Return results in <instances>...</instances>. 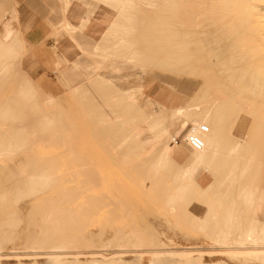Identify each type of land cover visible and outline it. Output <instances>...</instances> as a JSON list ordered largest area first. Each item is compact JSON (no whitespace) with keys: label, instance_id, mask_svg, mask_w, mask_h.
I'll return each instance as SVG.
<instances>
[{"label":"rangeland","instance_id":"obj_1","mask_svg":"<svg viewBox=\"0 0 264 264\" xmlns=\"http://www.w3.org/2000/svg\"><path fill=\"white\" fill-rule=\"evenodd\" d=\"M140 11L52 89L0 39V264H264V91L240 82L242 66L264 74V0ZM169 22L204 33L167 39ZM186 41L191 68L177 62ZM97 63L119 90L88 76ZM177 123L207 125L204 149L172 141Z\"/></svg>","mask_w":264,"mask_h":264},{"label":"crops","instance_id":"obj_2","mask_svg":"<svg viewBox=\"0 0 264 264\" xmlns=\"http://www.w3.org/2000/svg\"><path fill=\"white\" fill-rule=\"evenodd\" d=\"M160 1L6 0V10L1 20L4 23L0 24V39L2 38L4 49L2 53L8 54L9 42L25 46L27 56L23 60V68L28 77L43 88H56L63 85L60 83V76H68L70 79L77 71L83 70L84 63H89L85 54L94 53L97 46L111 44L107 40L116 39L117 34H121V24L137 23L140 8L155 10ZM103 69H109L106 68V63H97L96 70L88 76L94 78L95 84L107 85L113 91L119 90L114 82L104 76ZM110 71L123 77L118 72ZM70 75L72 76L69 77ZM74 90L78 93L80 87ZM49 92L55 93L53 90ZM130 97L134 101L138 100L135 92ZM81 100L83 111L86 109L85 101H94L90 97H81ZM111 106H115V103L111 102ZM200 181L202 186L206 183L204 178H200ZM263 215L264 211L260 213L258 220L259 237L262 240Z\"/></svg>","mask_w":264,"mask_h":264},{"label":"bare ground","instance_id":"obj_3","mask_svg":"<svg viewBox=\"0 0 264 264\" xmlns=\"http://www.w3.org/2000/svg\"><path fill=\"white\" fill-rule=\"evenodd\" d=\"M165 29L167 31V34L164 37L167 38V39H170V38H173V37H176V38L182 37V38H186V39L190 38V37L198 38L204 33V32H200L199 25L197 23H195L193 26L192 25L191 26H186V27L183 26V28L179 32L180 34H176V35H172L171 34V31H174V29L171 28L170 22L168 23V25H167V27ZM189 44H191V42L186 41V43H184V46H186L185 50L180 51V55L179 56L177 55L178 56L177 62L179 63L180 66L182 65L185 68H191V67H194V66H196L198 64L197 60L194 59L192 52L187 51V47L189 46ZM192 50L196 51L195 48L192 49ZM244 59H245L244 56L240 55L239 56V60H237V58H232L231 60L227 61V63H233V64L234 63H241V64H243L244 63ZM95 70H96V68H95ZM240 71H241L240 82L241 83H245L246 82L248 84V90L251 93L256 91V90H258V89H261V90L264 91V74L262 73V71H260L259 69L252 70V69H250L248 67H244V66H242L240 68ZM93 72H94V70H93ZM148 89H149V86L147 84H145L144 86L141 84V86H139L135 90V95L138 96V100L141 99L142 96L145 93L148 92ZM32 123L33 122H31V124ZM31 124L28 123L27 125L30 126ZM187 127H188L187 123H185L182 127L178 126V123H177V124L171 126L169 129H167L169 132L171 131L173 133V136L171 137V140L172 141H180L183 136H186V139L188 140L189 134H188V131L186 132ZM171 146L173 147L174 145H171Z\"/></svg>","mask_w":264,"mask_h":264},{"label":"built area","instance_id":"obj_4","mask_svg":"<svg viewBox=\"0 0 264 264\" xmlns=\"http://www.w3.org/2000/svg\"><path fill=\"white\" fill-rule=\"evenodd\" d=\"M209 127L203 125L201 129H194L188 136V144L195 151H201L205 147L202 134L208 133Z\"/></svg>","mask_w":264,"mask_h":264}]
</instances>
